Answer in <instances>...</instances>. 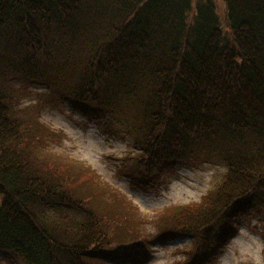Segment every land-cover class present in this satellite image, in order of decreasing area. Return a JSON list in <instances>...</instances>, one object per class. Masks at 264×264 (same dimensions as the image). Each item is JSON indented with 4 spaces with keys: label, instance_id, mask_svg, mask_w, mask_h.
Instances as JSON below:
<instances>
[{
    "label": "trees",
    "instance_id": "16d2710c",
    "mask_svg": "<svg viewBox=\"0 0 264 264\" xmlns=\"http://www.w3.org/2000/svg\"><path fill=\"white\" fill-rule=\"evenodd\" d=\"M225 4L223 16L214 0H0V254L28 264L151 255L132 201L107 182L85 190L102 177L52 155L47 138L60 135L37 136L44 126L21 114L43 85L54 105L119 122L137 148L121 164L133 185L157 188L185 163L224 164L201 200L156 215L157 240L192 237L179 264L217 258L244 206L264 201V0ZM104 189L119 204H96Z\"/></svg>",
    "mask_w": 264,
    "mask_h": 264
},
{
    "label": "rangeland",
    "instance_id": "374dc122",
    "mask_svg": "<svg viewBox=\"0 0 264 264\" xmlns=\"http://www.w3.org/2000/svg\"><path fill=\"white\" fill-rule=\"evenodd\" d=\"M214 1L219 14L224 16L225 0ZM54 98L50 87L38 85L31 88V93L18 106L23 116L44 126L38 127L37 136L60 135L57 140L47 138V150L54 156L89 166L102 177V182L89 180L85 190L96 189L107 182L138 208L137 215L131 216L141 231L150 237L151 255L144 264H179L184 261L186 254L182 249L191 244L192 237L180 235L166 241L157 240V212L172 204L201 200L221 182L226 166L208 161L185 163L176 168L175 174L164 176L157 188L133 185L128 173L122 171L121 164L128 165L137 148L129 137L117 134L119 122L86 116L67 100L57 101L54 105L51 103ZM78 169L84 172L82 167ZM107 190L97 194L96 204H119ZM116 210L119 212L117 207ZM124 230L127 229L124 227ZM263 230L264 201L256 199L244 206L238 217V230L210 264H264ZM0 264L28 263L18 257L0 254Z\"/></svg>",
    "mask_w": 264,
    "mask_h": 264
}]
</instances>
